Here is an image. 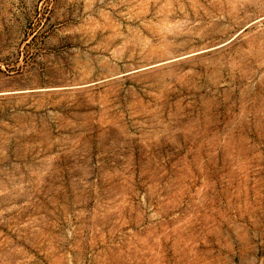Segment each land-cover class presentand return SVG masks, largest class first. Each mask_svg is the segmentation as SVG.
<instances>
[{
	"label": "rangeland",
	"instance_id": "rangeland-1",
	"mask_svg": "<svg viewBox=\"0 0 264 264\" xmlns=\"http://www.w3.org/2000/svg\"><path fill=\"white\" fill-rule=\"evenodd\" d=\"M0 264H264V0H0Z\"/></svg>",
	"mask_w": 264,
	"mask_h": 264
}]
</instances>
